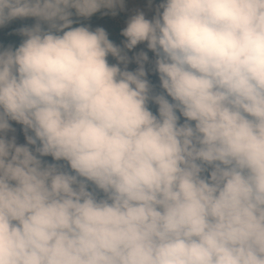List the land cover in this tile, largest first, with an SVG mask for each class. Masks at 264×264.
<instances>
[{
  "label": "clouds",
  "instance_id": "clouds-1",
  "mask_svg": "<svg viewBox=\"0 0 264 264\" xmlns=\"http://www.w3.org/2000/svg\"><path fill=\"white\" fill-rule=\"evenodd\" d=\"M125 6L0 0V264H264V0Z\"/></svg>",
  "mask_w": 264,
  "mask_h": 264
},
{
  "label": "rangeland",
  "instance_id": "rangeland-1",
  "mask_svg": "<svg viewBox=\"0 0 264 264\" xmlns=\"http://www.w3.org/2000/svg\"><path fill=\"white\" fill-rule=\"evenodd\" d=\"M160 2H161V0H153V8L152 9L154 11H155V5L159 4ZM126 3L132 5V12L130 14H125L124 10H122V13L120 16H116L113 18L115 21L113 26L110 23L109 17L107 15H103V14H96V15L92 16L91 18H87L85 20V26H90L93 30L96 27H104L105 30L109 33L110 40H112L115 44L123 47V41L126 38L121 35L122 29L127 26V21L132 15L136 14V12L138 10L143 11L144 8L148 6V0H125V5H126ZM137 48L139 50L146 51L145 42L138 45ZM149 56H150V60H152L151 59L152 55L149 54ZM112 63H115V62L110 61V64H112ZM130 66H131V68L129 70H135L138 67V65L135 63L134 60L132 61V63H130ZM146 68H148L149 74L154 73L151 70L150 64H148L146 66ZM15 134L18 136V142L19 143H26V140H25V138H24V136H23V134L19 128ZM50 158L51 157H46L45 159H50Z\"/></svg>",
  "mask_w": 264,
  "mask_h": 264
},
{
  "label": "trees",
  "instance_id": "trees-1",
  "mask_svg": "<svg viewBox=\"0 0 264 264\" xmlns=\"http://www.w3.org/2000/svg\"><path fill=\"white\" fill-rule=\"evenodd\" d=\"M73 11H75V10H73ZM121 13H122V10H118V14L115 16L111 15L110 13L107 15L110 19V23L112 24V26L115 23L113 17L120 16ZM96 14H103V13L100 12V13H96ZM96 14H94V15H96ZM73 19L76 21V23L73 25V27H79L81 25L85 26V20H86L85 18L73 16ZM35 23H36V19L30 17V18L16 19V20L12 21L6 27L0 28V46L18 47L19 44L24 39V37L19 35L15 30L19 29L20 27H23V26H32ZM109 39H110V37H109ZM148 78L156 86L157 90H159L158 74H156V73L152 74ZM51 159L52 158L47 159V160L51 161Z\"/></svg>",
  "mask_w": 264,
  "mask_h": 264
},
{
  "label": "built area",
  "instance_id": "built-area-1",
  "mask_svg": "<svg viewBox=\"0 0 264 264\" xmlns=\"http://www.w3.org/2000/svg\"><path fill=\"white\" fill-rule=\"evenodd\" d=\"M132 12V5L131 4H126V6H125V8H124V13L125 14H130ZM147 18V17H146ZM145 45H146V42H145ZM127 51V50H126ZM140 50L136 47V49H134V51L133 50H131L130 52H128V55H129V57H132V56H134L135 55V53H137V52H139ZM146 51H148V54H150V55H152V58L151 59H153L154 58V54L150 51V50H148L147 49V47H146ZM150 57V56H149ZM151 61V60H150ZM114 62L115 63H118V61L115 59L114 60ZM148 65V64H147ZM146 65V66H147ZM131 68V66H130V64L128 65V69H130Z\"/></svg>",
  "mask_w": 264,
  "mask_h": 264
}]
</instances>
